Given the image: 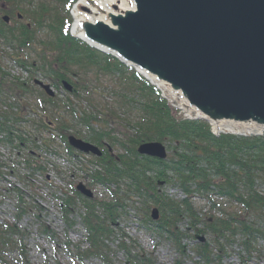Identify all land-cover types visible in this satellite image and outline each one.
<instances>
[{
	"label": "trees",
	"instance_id": "obj_1",
	"mask_svg": "<svg viewBox=\"0 0 264 264\" xmlns=\"http://www.w3.org/2000/svg\"><path fill=\"white\" fill-rule=\"evenodd\" d=\"M51 1L59 2L68 9L75 0ZM17 5L15 4L14 8ZM39 9L42 10L41 14L33 13L34 26L22 24L17 30L7 28V31H4L6 25L1 22L0 38L18 50L19 54L15 55L16 64L25 66L20 53L31 47L36 33L32 27H37L36 29L47 28L53 34L50 41L42 42L40 65V70H44L42 75L49 79L53 86L62 87L67 74L74 73V66L83 70L92 67L105 75L123 73L124 67L117 60L102 55L70 37L66 30L68 24L63 25L64 22H61L60 18L54 16L46 24L44 17L47 9L43 4ZM67 22H70L69 19ZM46 52L52 54V60L47 58ZM124 70L130 72L126 81L134 91L132 98H126L135 114L132 122L127 121L126 125L135 131L133 134L128 133L126 139L121 133L115 136L118 131L116 132L113 125L119 118L112 113L105 114L103 110L96 108L91 110L89 115H77L73 111L74 117L90 132L88 138L86 137L87 141L104 147L101 148L102 155L95 158L94 162L99 169L93 167L89 170L88 185H102L112 190L111 193L115 197V200L105 201L82 198L76 193L85 207L83 220L89 232L88 240L91 246L89 251L79 257L97 256L99 249L106 248L104 241L113 242L117 239L112 228L125 213L126 206L122 196L128 199L137 196L148 208L156 207L160 216L154 221L150 216L144 217V224L159 239L174 244L182 253L186 239L195 241L196 235L207 236L205 242H196L194 245V251L200 258L199 264H215L227 254L226 250L234 245L244 249L250 256L254 251L253 245L259 239L264 240V133L250 137L228 133L216 137L204 122L176 121L171 108L160 98L155 88L132 70ZM4 83L8 87H3ZM22 86L10 83L5 75L0 73V89L6 88L4 90L7 94L19 89H22L24 95L30 91ZM75 91L72 90L73 93ZM75 95L77 97V94ZM0 96L3 95L0 93ZM3 97L5 98V95ZM54 98L47 97L49 101ZM45 118V121H40V128L48 131L54 124L48 117ZM98 123H101V127L95 133L94 125L97 126ZM108 124L111 126L108 127ZM103 140L109 141V144H104ZM45 141L43 143L46 145L50 144V140ZM147 142L167 145L171 151L170 156L159 160L139 155L137 147ZM67 147L69 151L70 148L68 145ZM111 148H119L123 152L113 155ZM159 181L178 188L184 198L171 199L159 190ZM112 185L116 187V191L111 189ZM193 198L206 201L209 214H198ZM18 210L17 217L24 212L22 208ZM147 210L146 208L145 213ZM211 211H217L218 215L213 216ZM180 222L183 223L179 224ZM70 224L71 222L68 226H71ZM19 231L15 224L6 223L0 227V252L17 250L24 256V234ZM43 232H46V229L43 228ZM118 247L127 252L131 264L152 262L142 255L129 254L123 241H119ZM135 247L137 245H134ZM99 255L102 256L101 253ZM248 256H242L241 259Z\"/></svg>",
	"mask_w": 264,
	"mask_h": 264
},
{
	"label": "rangeland",
	"instance_id": "obj_2",
	"mask_svg": "<svg viewBox=\"0 0 264 264\" xmlns=\"http://www.w3.org/2000/svg\"><path fill=\"white\" fill-rule=\"evenodd\" d=\"M15 4H18L16 8H14ZM41 4L47 9V14L45 13L44 17L46 24L54 16L60 18L61 22H64L63 25L68 24L67 21L70 17L68 9L59 2L0 0V25L2 23L6 25L4 31H7V28L17 30L22 24L34 26L33 17L36 13L41 14L42 10L39 9ZM17 13L22 14L23 18H17ZM4 16L9 17L7 23L2 21ZM32 28L36 30L33 43L30 48L20 53V58L31 70L28 75L16 65V58H12L19 54L18 50L0 38V72L10 83L23 85L22 87H27L30 90L24 95L22 89L9 91L8 94L4 90L6 88L0 89V93L5 95V98L0 96V116L9 120L16 115L19 120L16 124L17 132L14 131L11 144V137L7 135L9 133L6 131L3 132L6 139L0 142V227L6 223L15 224L20 230V234H24L27 248L24 256L29 264H108L106 261L111 264H131L127 252L118 247L119 241H123L124 245L128 247L129 254L142 255L150 259L152 264H199L200 258L194 251V239H186L183 242L185 250L182 253L174 244L161 240L152 233L144 224V217H149L153 209L157 210L159 217V211L156 207L148 208L147 204L137 196L131 199L122 196L126 206L125 213L118 218L116 226L112 228L117 239L113 242L104 241L106 248L98 251L102 256L98 253L97 256L86 259L82 258L83 256L79 257L89 251L91 246L88 240L89 232L82 216L83 213L85 214V207L78 197L79 195L73 193V188L79 182L85 185L89 184V178L84 175L89 174V170H92L93 167H99L94 164L97 157L93 155L75 158L73 156L75 151L73 152L72 149H70L72 150L70 155L66 154L65 147L59 141L58 135L61 137L72 135L78 138L81 136V140L90 143L87 141L90 132H87L85 126L74 117L73 111L77 115H89V112L96 108L103 110L105 114L112 113L120 119L113 125L116 132L118 131L115 132V136L123 134L126 139L128 133L135 132L130 127H126L127 121L132 122L133 115H135L126 98H132L134 91L126 81L130 72L124 68L123 71L121 70L122 74L114 72L105 75L92 67L83 70L74 66L72 67L74 73L67 74V79L64 82L71 86V90L72 88L76 90L75 93L68 92L64 87L53 86L51 81L42 75L44 70H40L42 42L50 41L53 34L47 28ZM60 28L59 31H61ZM45 55L50 60L53 59L49 52H46ZM34 78L50 85L49 89L55 94L53 101H49L47 95L41 92L43 90L39 88L40 85H33ZM5 85L3 87H8ZM139 99L143 101L142 98ZM100 116L102 117V114ZM45 117H48L49 121L54 124L50 132L56 135V140L54 139L52 145L48 147L40 145L41 138L42 140L46 139L48 134L36 127L39 121ZM100 124L94 125L95 133L100 130ZM12 126L10 123H6L7 129L13 128ZM110 126L111 124H108V127ZM3 127L2 130H4ZM16 141L19 149L15 152L12 146L16 145ZM103 142L109 144V141L103 140ZM163 146L167 159L171 151L167 145ZM98 148L104 147L98 146ZM8 150L11 151L10 154H8ZM111 151L113 155L119 154L120 151L123 152L119 148H111ZM17 152L21 153L16 157ZM11 158L13 160H10ZM157 185L160 187L159 190L171 199L181 200L183 198V194L178 188L171 187L169 184L165 185L163 181H159ZM89 189L94 195L92 199L115 200L111 193L112 190L110 191L102 185L97 184ZM111 189L117 190L114 185L111 186ZM19 195L22 198L21 208L24 209V213L17 217L19 210L16 209V206ZM192 201L198 214H209V205L206 204V201L198 200V198H193ZM68 207H70V211H67ZM146 208L148 210L145 213ZM211 214L218 215L217 211H211ZM69 222H71V226H68ZM181 223L183 222L179 224ZM43 228L46 230L48 228V231L43 232ZM196 236L208 238L204 235ZM196 241L198 242V240ZM133 242L135 243L133 244ZM134 245L137 247L134 248ZM253 248L254 251L248 256L244 249L234 245L228 248L227 254L216 263L264 264V240L259 239ZM243 255L248 257L240 259ZM0 256H4L9 264L21 263L16 253L11 251L0 252ZM214 258L216 259V257Z\"/></svg>",
	"mask_w": 264,
	"mask_h": 264
},
{
	"label": "water",
	"instance_id": "obj_3",
	"mask_svg": "<svg viewBox=\"0 0 264 264\" xmlns=\"http://www.w3.org/2000/svg\"><path fill=\"white\" fill-rule=\"evenodd\" d=\"M70 16L82 35L73 37L133 69L178 110L177 121L206 122L214 135L264 132V0H77ZM68 143L100 156L88 142L70 136ZM137 153L166 158L159 142ZM76 190L92 197L81 183Z\"/></svg>",
	"mask_w": 264,
	"mask_h": 264
},
{
	"label": "bare ground",
	"instance_id": "obj_4",
	"mask_svg": "<svg viewBox=\"0 0 264 264\" xmlns=\"http://www.w3.org/2000/svg\"><path fill=\"white\" fill-rule=\"evenodd\" d=\"M106 2V1H105ZM102 4H104V1H102ZM74 13L76 14V17L79 18L80 16L77 15V10H74ZM93 19V18H92ZM71 29V32L73 31V33L77 36H80V32L77 31V28H76V21L74 22V24L70 27ZM82 36V35H81ZM22 71L25 72L26 75L29 74V72L31 71L29 68H27V66H23L22 67ZM32 77V76H30Z\"/></svg>",
	"mask_w": 264,
	"mask_h": 264
}]
</instances>
